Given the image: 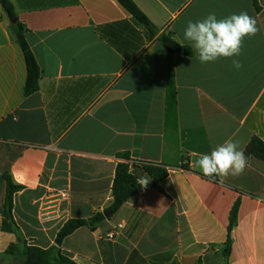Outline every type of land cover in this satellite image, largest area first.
Wrapping results in <instances>:
<instances>
[{
    "label": "crops",
    "instance_id": "crops-1",
    "mask_svg": "<svg viewBox=\"0 0 264 264\" xmlns=\"http://www.w3.org/2000/svg\"><path fill=\"white\" fill-rule=\"evenodd\" d=\"M258 1L260 10L252 0H133L160 34L194 51L173 56L176 114L166 103L169 52L117 0H11L42 71L30 96L25 56L0 5V264L17 243L4 216L5 175L23 187L13 217L29 246L54 247L68 221L104 215L59 247L75 264H264V162L251 157L242 175L223 181L196 163L230 138L243 150L255 137L264 142ZM242 11L260 29L243 41V67L234 69L231 58L201 63L184 39L187 23ZM123 162L169 174L157 183L132 169L147 185L106 217Z\"/></svg>",
    "mask_w": 264,
    "mask_h": 264
},
{
    "label": "trees",
    "instance_id": "trees-1",
    "mask_svg": "<svg viewBox=\"0 0 264 264\" xmlns=\"http://www.w3.org/2000/svg\"><path fill=\"white\" fill-rule=\"evenodd\" d=\"M133 17L135 22L142 26L148 33L150 39L157 37L158 42L169 52V66H168V77H167V110L170 113L176 114L177 112V99H176V84H175V71L173 56L175 54L192 57L194 51L188 46L180 44L173 36L172 33L160 34L159 29L149 20V18L141 11V9L133 2V0H117ZM256 9L260 10L259 1L252 0ZM5 13L8 15L10 20L16 19L17 14L11 0H0ZM10 27L17 39V42L21 46L25 60L27 63V81L24 88L26 96H30L37 93L40 88V80L42 71L36 60V57L31 50V47L26 38V30L19 22L11 23ZM247 160L251 157L264 162V142L259 138H253L248 146L244 150ZM141 167L143 171L155 182L159 183L168 177V170L159 165L153 164H140L123 162L119 163L116 168L114 183L112 187L113 204L111 211L116 213L121 207L132 197L136 196L143 191L144 186L141 185L139 177L132 171V169ZM186 169L187 167L184 166ZM209 178V177H208ZM6 181V198L4 207V216L9 221L11 226L15 229L17 235V243L12 244L5 252L6 255L16 257L20 261L12 264H75L62 256L59 247L63 241L73 234L76 230L82 227H89L94 229L97 224L101 223L105 217L103 214H96L88 220H70L62 229L59 231L56 238V246L49 249H42L36 246H29L27 241L24 239L20 232L14 217V196L16 193L23 189L22 186L16 185L10 175H5ZM214 181H218V177L210 178ZM240 203L234 205L229 224V235L227 241V253L231 251L232 245V232L238 221V211Z\"/></svg>",
    "mask_w": 264,
    "mask_h": 264
},
{
    "label": "clouds",
    "instance_id": "clouds-1",
    "mask_svg": "<svg viewBox=\"0 0 264 264\" xmlns=\"http://www.w3.org/2000/svg\"><path fill=\"white\" fill-rule=\"evenodd\" d=\"M259 31L257 20L246 11L223 18L209 13L201 20L187 23L184 39L193 44L201 63L231 58L232 67L240 70L243 67L239 59L243 41L245 37H255ZM196 163L205 177H218L223 181L229 176L242 175L248 160L239 142L230 138L213 148L209 154H200ZM147 183L148 180L141 181L142 186Z\"/></svg>",
    "mask_w": 264,
    "mask_h": 264
},
{
    "label": "rangeland",
    "instance_id": "rangeland-1",
    "mask_svg": "<svg viewBox=\"0 0 264 264\" xmlns=\"http://www.w3.org/2000/svg\"><path fill=\"white\" fill-rule=\"evenodd\" d=\"M19 261L20 260L18 258H16V257H10V256H8V257H6L4 259V261L1 264H12V263H17Z\"/></svg>",
    "mask_w": 264,
    "mask_h": 264
},
{
    "label": "built area",
    "instance_id": "built-area-1",
    "mask_svg": "<svg viewBox=\"0 0 264 264\" xmlns=\"http://www.w3.org/2000/svg\"><path fill=\"white\" fill-rule=\"evenodd\" d=\"M122 228V226H118V228L116 230H114L113 232H111L110 234L107 235V237L109 239H113L116 235V233Z\"/></svg>",
    "mask_w": 264,
    "mask_h": 264
},
{
    "label": "water",
    "instance_id": "water-1",
    "mask_svg": "<svg viewBox=\"0 0 264 264\" xmlns=\"http://www.w3.org/2000/svg\"><path fill=\"white\" fill-rule=\"evenodd\" d=\"M18 20H17V18L16 19H13V20H11V23H16ZM113 213V211H107V212H105V216L107 217V216H109L110 214H112Z\"/></svg>",
    "mask_w": 264,
    "mask_h": 264
}]
</instances>
